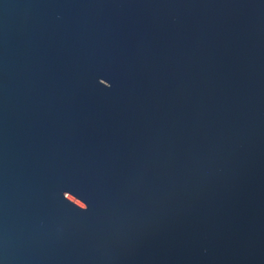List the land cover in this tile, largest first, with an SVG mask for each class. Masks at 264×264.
I'll list each match as a JSON object with an SVG mask.
<instances>
[{
  "label": "water",
  "instance_id": "1",
  "mask_svg": "<svg viewBox=\"0 0 264 264\" xmlns=\"http://www.w3.org/2000/svg\"><path fill=\"white\" fill-rule=\"evenodd\" d=\"M0 264H264V0H0Z\"/></svg>",
  "mask_w": 264,
  "mask_h": 264
},
{
  "label": "snow or ice",
  "instance_id": "2",
  "mask_svg": "<svg viewBox=\"0 0 264 264\" xmlns=\"http://www.w3.org/2000/svg\"><path fill=\"white\" fill-rule=\"evenodd\" d=\"M107 81V80H106Z\"/></svg>",
  "mask_w": 264,
  "mask_h": 264
}]
</instances>
